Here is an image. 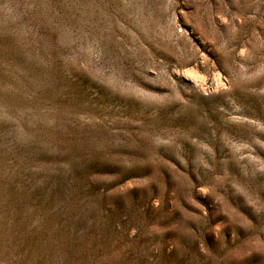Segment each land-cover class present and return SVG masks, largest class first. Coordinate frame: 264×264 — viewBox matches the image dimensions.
<instances>
[{
  "label": "rangeland",
  "instance_id": "1",
  "mask_svg": "<svg viewBox=\"0 0 264 264\" xmlns=\"http://www.w3.org/2000/svg\"><path fill=\"white\" fill-rule=\"evenodd\" d=\"M0 264H264V0H0Z\"/></svg>",
  "mask_w": 264,
  "mask_h": 264
}]
</instances>
